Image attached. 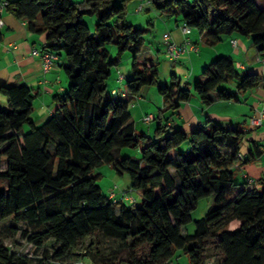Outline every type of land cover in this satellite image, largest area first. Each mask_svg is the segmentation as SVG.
<instances>
[{"label": "trees", "instance_id": "trees-1", "mask_svg": "<svg viewBox=\"0 0 264 264\" xmlns=\"http://www.w3.org/2000/svg\"><path fill=\"white\" fill-rule=\"evenodd\" d=\"M130 1L7 0L32 32L45 33L43 51L65 57L69 89L55 97L54 114L37 124L32 89L0 85V221L14 217L35 227L27 238L40 248L55 239L58 249L38 264H80L84 258L91 264H172L179 249L191 264H264V172L246 176L241 186L235 171L264 154L262 143L250 138L244 159L249 130L243 127L209 117L189 132L168 125L193 93L206 106L238 101L263 77L240 72L231 56L222 55L204 67L193 88L176 75L160 85L159 61L140 59L148 31L127 21ZM144 4L198 30L209 45L240 34L264 54V8L255 0H144L137 12ZM88 16L97 17L93 29ZM108 45L117 47L115 57ZM126 52L133 56L127 91L138 96L158 85L166 103L153 135L135 129L129 98L113 90L106 97L112 69ZM185 143L190 147L181 151ZM135 147L139 160L124 152ZM103 163L130 176L141 206L103 194L96 172ZM204 198H213L211 207L195 222V233L184 234ZM235 220L240 224L232 230ZM0 264L35 263L1 243Z\"/></svg>", "mask_w": 264, "mask_h": 264}, {"label": "crops", "instance_id": "crops-1", "mask_svg": "<svg viewBox=\"0 0 264 264\" xmlns=\"http://www.w3.org/2000/svg\"><path fill=\"white\" fill-rule=\"evenodd\" d=\"M3 1L7 0H0V2ZM143 2L144 0L138 3L137 9ZM142 10L149 11L154 9L151 4H144ZM175 18L177 22L176 29H169L165 32H170L171 40L177 44H187L188 46V50L178 58L185 57L187 62L191 64L192 74L190 72L191 75H189L190 78L188 81L199 78L201 73L198 74L197 71H199L201 66L204 69V67L210 64L214 58L225 55L231 56L235 60L236 66L240 72L258 73L263 77V82L259 87L239 94L238 101L236 102L240 105L243 104L240 100V97L242 96L245 100L244 104L249 109L239 112L237 118L223 110V106L227 107L230 101L217 100L213 104L206 106L200 101L199 97L193 93L190 100L182 104L179 112L174 116L173 120L168 122V125L181 127L184 131L189 132L196 127L204 125L206 119L209 117L210 119L219 120L225 124H237V127H243L244 129L249 130L250 134L247 135V140L253 138L257 141L261 140L264 143V123L261 126H255L251 123L253 115H255L259 109L264 108V54L257 52L253 44L249 43L250 37L244 38L240 34L226 36L219 44L209 45L205 42L203 34L196 29H192L190 33L185 34L183 32L184 22L177 17ZM0 20L3 21V23L0 24V85L3 83H10L25 84L29 86L36 94L34 100V105L36 103L34 106V113L39 114V117L42 120L48 119L59 107V103L56 101L55 97L65 94L69 89V81L65 72L66 60H63V58L59 56L58 60L54 62L53 67L45 72L43 70L41 56L33 54L34 49L43 51L46 40L45 33L40 34L32 32L28 28L26 21L16 17L7 6L0 7ZM233 40H237V43L234 44ZM202 44L204 46H202ZM150 51L152 52L151 49ZM151 59L154 58L151 57ZM170 59L172 60V58ZM195 69L197 70L196 75ZM170 72L177 76L179 68L176 67V64L173 63ZM111 90L118 92V89L114 86L111 87ZM120 93L125 96V98L130 99L129 110L132 116L131 122L137 131L140 123L150 125L153 122L146 123L143 119L145 115H156L159 109L166 105L164 98L162 97V107L156 112L150 110L147 105L142 106L141 104H136L137 101L141 103L145 98L142 93L138 96H131L127 91V88H125L124 91L121 89ZM241 118L244 119V126H241L239 120L234 124L236 119ZM154 133L155 130L153 134ZM262 147H264V145ZM248 148L249 145L244 148L246 153L248 152ZM124 152H128V150L126 149ZM241 168L242 166L238 167V169ZM246 176L253 178V176L244 173L243 177ZM117 189L119 190V188ZM120 190H122V188H120Z\"/></svg>", "mask_w": 264, "mask_h": 264}, {"label": "rangeland", "instance_id": "rangeland-1", "mask_svg": "<svg viewBox=\"0 0 264 264\" xmlns=\"http://www.w3.org/2000/svg\"><path fill=\"white\" fill-rule=\"evenodd\" d=\"M78 1V0H77ZM81 1V0H79ZM142 0H132L128 3V13H127V21L132 22L136 27L147 29L148 33L146 36V42L144 44V54L141 55L140 59L144 61L146 58L153 57L154 60L159 61V69H160V85H164L172 81L173 73L170 72L173 63L176 64V67L179 68V72L177 74V79L182 80V82H189V87L193 88L195 79L189 80V75L192 74L191 64L187 62L185 57H181L178 60L172 61L170 59V55L167 51V46L164 41V34L166 30H174L176 29L177 22L176 18L173 16H169L167 14H158L154 10H142L137 12V5ZM259 6L264 8V0H255ZM148 5V4H147ZM88 25L93 29L95 23L97 22L96 16H88L86 17ZM152 22V23H151ZM181 24V23H180ZM242 37L246 38L247 36ZM249 43H252V39L249 38ZM202 46H204L202 44ZM108 50L110 51L111 57H115L118 53V49L115 45H108ZM152 50V52L150 51ZM255 51V50H254ZM65 60V57H62ZM132 64H133V56L130 52H126L122 58L121 63L118 66H115L112 69V74L108 80V91L106 93L107 98H112L111 95V87L114 86L118 89V92L122 89V91L126 88V82L129 80L132 75ZM195 66V65H194ZM195 69V75L198 72L201 73L203 71L202 66L200 67L199 71ZM191 72V74H190ZM123 73L125 75V80L120 81L118 80L120 74ZM194 78V77H193ZM227 87L230 90H236V86L234 83H228ZM158 85L152 86H145L142 89V94L145 98L140 102H136V104H141L142 106L147 105L149 106L150 110L158 111L160 107H162L163 98L158 90ZM244 95V94H241ZM5 100V97H2V102ZM240 100L243 104H238V102L230 101L227 107L223 106V110L230 113L231 116L237 118L239 116V112H243L244 110H248L249 108L244 104L245 100L241 96ZM36 105V103H35ZM34 105V106H35ZM247 112V111H246ZM32 118L36 120L37 124H43L47 119L42 120L39 117V114L33 113ZM237 120L241 123V126L245 125L244 119H236L234 124L237 123ZM158 125L157 120H153L150 125H146L140 123L138 126V132H147L149 134H153L155 128ZM237 126V124L235 125ZM151 128V129H150ZM26 130L28 128L26 127ZM250 133H248L249 135ZM263 143V141H259ZM248 140L242 144L241 153L243 154V158L248 157V152H245V147L248 146ZM189 143H185L179 149L181 151H186L189 148ZM264 148V147H263ZM129 154L135 159H141V149L140 147L135 148H128ZM245 156V157H244ZM236 181L243 186L246 183L245 177H243L244 173L253 176V178H257L261 176L264 172V154L253 160L249 163H245L241 169H236ZM96 172L101 174V178L98 180V183L102 187V192L107 197H111L114 201L123 200L126 204L131 206L139 205L141 206L143 203V197L141 194L133 189L131 184V178L128 174L118 175L115 170L113 169L110 163H103L100 165ZM255 182L249 184V186H254ZM117 188H122V190H118ZM124 188V189H123ZM130 196L131 200H128L123 196V192ZM115 191V195L112 196V192ZM136 200V202L133 199ZM213 203V198H204L200 200L198 207L194 210L192 216L193 221L190 222L188 225L183 227L182 232L184 234H193L196 231V221L200 218L204 217L206 212L209 210ZM240 224V221L235 220L230 229H236ZM13 229H17V232H14ZM35 231V227L30 226L27 222L24 221H17L14 217H9L3 221H0V244L3 243L5 246L10 248L13 251H18L23 254L29 255L34 259V263L38 264L41 260H44L45 257L47 259L45 261H49L53 255V253L58 249L59 245L56 243L55 239L50 238L48 239L43 247H37L36 245L30 243L28 241V236L31 235ZM80 264H91L87 258L81 259ZM172 264H191L189 260V256L182 251L181 249L177 250L176 256L172 260Z\"/></svg>", "mask_w": 264, "mask_h": 264}, {"label": "built area", "instance_id": "built-area-1", "mask_svg": "<svg viewBox=\"0 0 264 264\" xmlns=\"http://www.w3.org/2000/svg\"><path fill=\"white\" fill-rule=\"evenodd\" d=\"M8 2L7 1H3L0 2V7H5L7 6ZM142 8V5L139 6V9ZM3 21L0 20V24H2ZM191 28L187 25L184 24L183 25V32L185 34H188L191 32ZM164 39H165V43L167 46V51L170 55V58L176 60L180 57L181 54H183L184 52H186L187 50V44H177L176 42H174L173 40H171V34L170 33H165L164 34ZM233 43L236 44L237 40H233ZM33 54L34 55H39L42 58V62H43V70L45 72L49 71L52 67L53 64L56 60H58V55L54 52H50V51H40L38 49H34L33 50ZM123 74H121L119 76V80L121 81L123 79ZM144 121L146 123H151L153 120L156 119V115L155 114H147L144 116ZM251 123L255 126H261L264 123V108L259 109L255 115H253V117L251 118ZM115 191L112 192V196L115 195ZM123 196H125L126 199L131 200L130 196H128L125 191L123 192ZM133 199V198H132ZM135 202L136 200L133 199Z\"/></svg>", "mask_w": 264, "mask_h": 264}]
</instances>
